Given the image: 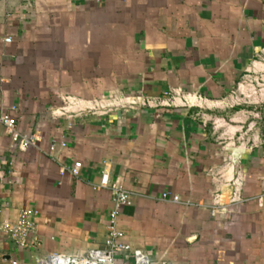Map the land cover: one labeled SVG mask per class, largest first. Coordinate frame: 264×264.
Here are the masks:
<instances>
[{
  "label": "crops",
  "instance_id": "1",
  "mask_svg": "<svg viewBox=\"0 0 264 264\" xmlns=\"http://www.w3.org/2000/svg\"><path fill=\"white\" fill-rule=\"evenodd\" d=\"M263 48L264 0H0V103L36 137L20 151L0 130V264L104 247L111 194L93 188L102 171L130 194L117 227L132 248L170 264H264V101L232 95L250 72L264 75ZM177 89L200 105L50 112L65 96L162 100ZM249 122L256 145L233 146ZM74 162L77 175L61 174ZM236 170L244 200L212 217ZM23 207L38 211L34 248L1 230Z\"/></svg>",
  "mask_w": 264,
  "mask_h": 264
},
{
  "label": "built area",
  "instance_id": "2",
  "mask_svg": "<svg viewBox=\"0 0 264 264\" xmlns=\"http://www.w3.org/2000/svg\"><path fill=\"white\" fill-rule=\"evenodd\" d=\"M5 42H10L9 37L4 38ZM264 52V48L262 50ZM264 60V59H263ZM254 81L256 87L250 85ZM244 78L236 87V92L233 95L240 103L258 105L264 101V75L258 78ZM246 84L244 88L243 84ZM165 98L156 100L146 97L143 94L124 95L122 93H111L108 96H102L98 99L82 100L76 97L66 96L61 99L59 105L50 108V112L56 117H72L83 113H101L105 114L116 110H128L138 107L157 108L160 106L167 107H194L199 106L202 97L196 93H185L179 89L170 90L164 93ZM14 106L7 107L0 103V130L2 129L9 137L10 142L20 151H24L31 146L36 145V137L31 134H24L18 130L16 117L13 114ZM255 123L249 122L244 131L232 142L233 146H255L258 141V136L252 134L251 137L246 136V132L253 131ZM64 146L63 143H60ZM55 150V145L51 144L48 151ZM79 162H74L72 165L61 169V174L68 171L71 175H77L79 171ZM229 190V196L226 203L220 202L221 194L215 192L212 198L210 215L212 217L225 214L229 207L242 202L243 175L239 170L234 171V175L224 182ZM95 189H107L111 194L112 209L108 213L107 233L104 239V247L92 248L86 250L81 255H65L62 253L53 252L44 258L36 261L35 264H170L165 259H152L141 249L132 248L129 244L123 242L122 232L117 227V218L122 207L130 203L129 192L118 182L109 177L108 172L102 171L99 180L93 185ZM1 199V188H0ZM160 199L171 203L179 204L180 198L170 191H163L160 194ZM258 205H262L263 196L256 198ZM185 205H189L183 202ZM2 207L0 203V214ZM38 211L31 207H23L19 209L14 220H5L1 225L2 232L10 238L17 246L21 248H34L38 244L31 239L35 232L36 217ZM122 262H118V259ZM11 264H18L17 261H11Z\"/></svg>",
  "mask_w": 264,
  "mask_h": 264
},
{
  "label": "rangeland",
  "instance_id": "3",
  "mask_svg": "<svg viewBox=\"0 0 264 264\" xmlns=\"http://www.w3.org/2000/svg\"><path fill=\"white\" fill-rule=\"evenodd\" d=\"M263 59H264V52H261V54H260V59H258V62H263ZM259 73L260 72H250V77H252V79L253 78H257V76L259 75ZM245 74V73H244ZM244 79V77L243 78H241V80H239V83H241V81ZM251 79V80H252ZM244 85V88H246L247 86H246V84L244 83L243 84ZM250 85H252V86H254V87H256L257 85H255L254 84V81L252 80L251 81V83H250ZM238 85H236V87H237ZM262 86H264V83H262ZM236 87H234V89L232 90V92H236ZM231 95V94H230ZM233 95V94H232ZM234 96V95H233ZM66 97V96H65ZM59 102V101H58ZM57 102V103H58ZM56 103V104H57ZM57 105H59V103L57 104ZM57 105H55V106H57ZM244 105H248V104H244ZM248 106H253L252 104H250V105H248Z\"/></svg>",
  "mask_w": 264,
  "mask_h": 264
},
{
  "label": "water",
  "instance_id": "4",
  "mask_svg": "<svg viewBox=\"0 0 264 264\" xmlns=\"http://www.w3.org/2000/svg\"><path fill=\"white\" fill-rule=\"evenodd\" d=\"M228 151H230L232 154H236V153H240V152H243V149H240V148H237V147H229L228 148Z\"/></svg>",
  "mask_w": 264,
  "mask_h": 264
}]
</instances>
